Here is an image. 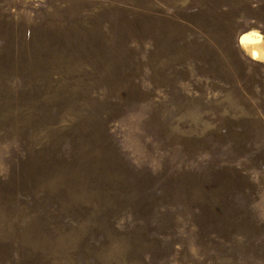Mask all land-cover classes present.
Wrapping results in <instances>:
<instances>
[{"label":"rangeland","instance_id":"374dc122","mask_svg":"<svg viewBox=\"0 0 264 264\" xmlns=\"http://www.w3.org/2000/svg\"><path fill=\"white\" fill-rule=\"evenodd\" d=\"M264 0H0V264H264Z\"/></svg>","mask_w":264,"mask_h":264},{"label":"bare ground","instance_id":"6f19581e","mask_svg":"<svg viewBox=\"0 0 264 264\" xmlns=\"http://www.w3.org/2000/svg\"><path fill=\"white\" fill-rule=\"evenodd\" d=\"M238 46L251 62L264 66V37L257 30H250L238 39Z\"/></svg>","mask_w":264,"mask_h":264}]
</instances>
